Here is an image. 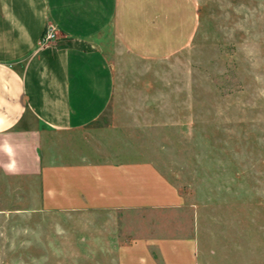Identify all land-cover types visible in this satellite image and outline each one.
<instances>
[{"label": "rangeland", "instance_id": "374dc122", "mask_svg": "<svg viewBox=\"0 0 264 264\" xmlns=\"http://www.w3.org/2000/svg\"><path fill=\"white\" fill-rule=\"evenodd\" d=\"M119 3L114 91L93 133L106 156L151 162L180 199L53 211L38 180L0 169V264H137L148 251L154 264H264V0Z\"/></svg>", "mask_w": 264, "mask_h": 264}, {"label": "crops", "instance_id": "0c3cea01", "mask_svg": "<svg viewBox=\"0 0 264 264\" xmlns=\"http://www.w3.org/2000/svg\"><path fill=\"white\" fill-rule=\"evenodd\" d=\"M119 2L0 0V169L38 180L49 210L164 208L180 199L151 162L106 156L105 133H93L114 91L105 46L120 33ZM49 22L58 37L44 44ZM79 140L93 148L80 150ZM130 243L118 252L127 257ZM145 255L137 264H154Z\"/></svg>", "mask_w": 264, "mask_h": 264}, {"label": "built area", "instance_id": "2783aa9c", "mask_svg": "<svg viewBox=\"0 0 264 264\" xmlns=\"http://www.w3.org/2000/svg\"><path fill=\"white\" fill-rule=\"evenodd\" d=\"M41 42L44 44H48L51 41L57 39L58 34L56 32V27L54 24L49 22V24L46 26L45 30L42 33Z\"/></svg>", "mask_w": 264, "mask_h": 264}]
</instances>
